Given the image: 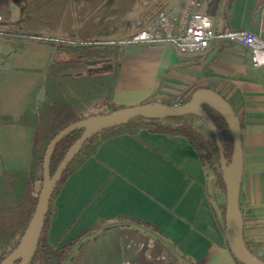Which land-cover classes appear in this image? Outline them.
I'll list each match as a JSON object with an SVG mask.
<instances>
[{
	"label": "crops",
	"instance_id": "crops-1",
	"mask_svg": "<svg viewBox=\"0 0 264 264\" xmlns=\"http://www.w3.org/2000/svg\"><path fill=\"white\" fill-rule=\"evenodd\" d=\"M136 1L0 0V116L18 118L36 109L54 51L50 42L61 39L126 45L111 95L121 107L175 102L195 89H214L241 123L243 234L261 243L264 255V68H252L249 51L235 42L180 53L171 44L124 43L132 34L113 38L117 16H129L131 23L138 13L143 27L158 9L176 2ZM198 1L216 30L259 35L264 29V0ZM32 136L30 127L0 122V174L27 169ZM207 169L212 171L183 135L147 128L106 135L61 181L51 201L47 242L61 246L100 222L65 264H238L224 236L214 184L220 187Z\"/></svg>",
	"mask_w": 264,
	"mask_h": 264
},
{
	"label": "trees",
	"instance_id": "trees-1",
	"mask_svg": "<svg viewBox=\"0 0 264 264\" xmlns=\"http://www.w3.org/2000/svg\"><path fill=\"white\" fill-rule=\"evenodd\" d=\"M50 44L54 51L41 80L42 96L36 109L26 110L18 118L0 116V122L21 124L33 130L27 169H4L0 174V261L17 245L31 218L42 182L43 156L51 139L71 123L121 108L111 102V95L120 58L126 45L97 42L72 44L63 39L51 41ZM104 61L112 63L110 71L96 75L89 73L90 67ZM190 95L175 102L171 100L158 102L178 105L188 101ZM102 107L104 110H99ZM202 107L214 123L223 154L226 160L230 161L233 144L226 122L213 108L208 105ZM140 128L186 137L198 151L202 163L212 169L217 184L224 191L214 135L198 116L186 114L161 119L134 118L123 125L108 128L91 136L68 163L51 195L35 251L28 264H65L81 238L100 226L101 223L97 222L58 247L47 242V221L51 212V201L63 178L94 152L102 137L114 132L136 133ZM81 132V130L70 132L55 146L50 158V175L54 173L65 152ZM221 206L224 222L225 203ZM244 241L250 252L264 261V255L258 251L262 244L249 242L245 238ZM236 262L242 264L237 260ZM17 263L18 261L14 264Z\"/></svg>",
	"mask_w": 264,
	"mask_h": 264
},
{
	"label": "water",
	"instance_id": "water-1",
	"mask_svg": "<svg viewBox=\"0 0 264 264\" xmlns=\"http://www.w3.org/2000/svg\"><path fill=\"white\" fill-rule=\"evenodd\" d=\"M264 16V15H263ZM264 40V29L259 32ZM203 105L216 110L224 119L232 139V154L227 161L216 127L203 109ZM186 114L198 116L212 131L219 154V168L225 192L224 236L233 257L242 264H264V261L253 255L247 248L243 236L242 215L239 207V189L243 170V152L240 121L229 102L211 88L195 89L188 101L178 105H167L160 102H146L138 105L121 107L105 114L92 115L69 124L60 130L48 143L43 156L42 182L31 218L14 249L5 256L0 264H28L37 244V240L47 212L53 190L60 177L83 144L94 135L137 118L161 119ZM81 130L80 136L71 144L63 158L50 175L49 164L55 146L70 132Z\"/></svg>",
	"mask_w": 264,
	"mask_h": 264
},
{
	"label": "built area",
	"instance_id": "built-area-1",
	"mask_svg": "<svg viewBox=\"0 0 264 264\" xmlns=\"http://www.w3.org/2000/svg\"><path fill=\"white\" fill-rule=\"evenodd\" d=\"M175 1L174 6L158 9L145 26L123 42L141 46L171 44L180 53H200L216 41L235 42L249 51L252 68H264V40L257 33L249 29L216 30L211 17L200 10L198 0Z\"/></svg>",
	"mask_w": 264,
	"mask_h": 264
},
{
	"label": "rangeland",
	"instance_id": "rangeland-1",
	"mask_svg": "<svg viewBox=\"0 0 264 264\" xmlns=\"http://www.w3.org/2000/svg\"><path fill=\"white\" fill-rule=\"evenodd\" d=\"M134 2H137V1L134 0ZM134 6H135V4H134ZM137 15H138V13L133 15L134 19L132 20L131 23H129L131 20L129 22L126 21L129 18V16H125V15L117 16V21H116L117 32L113 38H121L127 34H134L139 29H141L142 27H141L139 20H137V17H136ZM127 31H131V32L128 33ZM91 42L108 43V42H99V41H91ZM115 43H121V42H115ZM72 44H77V43H72ZM111 68H112V63L104 61V62H102V63H100L94 67H90L89 73L91 75L106 73V72L110 71ZM207 172H208V177L214 178V175H213L211 170L207 169ZM214 187H215L214 189L217 191V193H219V196L221 197L222 203H225V192L222 189L216 187L215 184H214Z\"/></svg>",
	"mask_w": 264,
	"mask_h": 264
}]
</instances>
